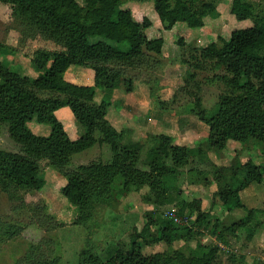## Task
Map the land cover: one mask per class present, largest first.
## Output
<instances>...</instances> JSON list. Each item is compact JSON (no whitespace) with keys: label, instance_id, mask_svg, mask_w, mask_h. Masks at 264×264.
Returning a JSON list of instances; mask_svg holds the SVG:
<instances>
[{"label":"trees","instance_id":"obj_1","mask_svg":"<svg viewBox=\"0 0 264 264\" xmlns=\"http://www.w3.org/2000/svg\"><path fill=\"white\" fill-rule=\"evenodd\" d=\"M0 1L13 6L14 17L24 27L26 37H43L62 47L37 50L30 57L31 70L37 75H30L12 66L6 57L11 48L0 41V122L8 126L22 150L8 152L0 148V185L11 198L24 201L26 193L44 188L47 180L41 162L47 161L58 167L67 180L61 192L78 210L75 224L86 225L98 206H112L120 200V194L127 195L144 186L150 188L144 195L147 203L175 201L171 194L177 191L179 169L195 157L200 165L213 166L212 178L197 171V181L205 186L217 185L213 203L219 198L231 218L225 221L213 216L202 208L199 198L183 199L184 208L189 209L194 220L178 212L179 217L189 218L186 223L166 217L154 229L158 222L152 214L128 244H119L106 259L94 247L86 246L79 253L78 264H222L219 244L198 241L200 245L194 252L187 246L176 249L173 244L184 240L189 245L202 237L204 230L224 244L245 228H253L249 238L254 236V230L263 224L258 216L264 215V206L247 207L241 191L263 180L262 165L251 159L242 163L238 152L230 165H219L210 156L221 155L230 140L242 144L251 138L264 141V16H256L252 3L232 0L231 14L241 21L253 19L254 25L235 29L229 39L219 36V42L195 47L188 56L185 41L179 40L187 66L182 89L194 97L192 110L209 126L206 141L189 147L176 144L173 136L159 133L150 136L151 143L146 148L133 139L131 129L118 130L108 118L114 90L124 86L131 93L140 82L149 84L153 73L165 63V38L148 35L153 21L146 16L138 21L132 10L123 7L133 0H83L85 5L80 0ZM154 9L164 29L171 30L178 23L204 27L207 18H213L216 5L206 0H154ZM75 65L93 69L95 83L68 81L65 75ZM203 84L222 91L213 110L205 106L199 93ZM160 104L167 105L163 101ZM69 118L80 126L76 138L66 129ZM33 121L49 125L50 133L39 135L32 131L29 123ZM98 142L110 146V161L65 169L72 155ZM181 195L179 188L178 198ZM29 209L36 221L27 226L10 224L0 229V236L10 239L29 232L32 224H53L46 204ZM236 211L245 214L237 219ZM29 240L30 247L16 264H61L46 238ZM159 242H165L169 249L154 254L144 252V245Z\"/></svg>","mask_w":264,"mask_h":264},{"label":"rangeland","instance_id":"obj_2","mask_svg":"<svg viewBox=\"0 0 264 264\" xmlns=\"http://www.w3.org/2000/svg\"><path fill=\"white\" fill-rule=\"evenodd\" d=\"M206 1L213 2L216 5V10L213 18H207L204 27L190 28L184 23H178L171 30L164 29L154 9V0H133L123 5L124 8L132 10L134 18L138 21H142L145 16L149 17L153 21V26L148 30V35L150 37L163 36L166 41L165 63L161 69L153 73L151 82L149 84L146 82L137 84L135 96L119 97L123 98L124 103L135 104L131 106V109L123 112L125 118L120 117L121 110L118 108L122 106L121 103H114L108 115L110 122L118 130L131 129L133 139L142 142L146 148L151 143L150 136L159 133L168 132L174 136V139H180V133L192 129L193 132L190 130L189 134L183 137V140L180 139V144L185 143L192 146L196 144L197 139L204 140L207 138L206 124L199 120L192 110L195 102L194 97L182 89L185 84L187 66L183 63V51L179 46V40L185 41L188 56L195 47L206 46L213 41L219 42V36L229 39L235 29L254 25L253 19L241 21L231 14L232 0ZM246 1L253 4L256 16H264V0ZM80 3L85 5L83 0H80ZM0 41L11 48L6 57L12 66L15 69L22 68L30 75H37L31 70L30 62V57L37 50L62 49L61 46L43 37H26L24 27L14 17L13 6L1 1ZM65 78L80 85H93L95 83L94 70L78 65L73 66L66 73ZM118 89L119 93H128L124 86ZM221 92L219 87L207 84H203L201 91H199L205 106L209 110L214 109ZM98 98L101 99V93L98 94ZM161 101L166 102L167 105L162 107ZM133 122L137 123V128ZM29 127L39 135H48L51 130L49 125L39 124L36 121L29 123ZM66 129L71 137L79 136L80 126L74 119L69 118L67 120ZM175 143L179 144L177 141ZM236 143L239 144L236 145ZM197 146L199 143L193 147ZM0 148L8 152L22 151L20 144L11 137L8 126L1 122ZM226 151H234L235 156L237 152L241 156L244 155L243 161L248 160L246 157L252 158L262 165L264 173V141L251 138L242 144L230 140L221 153H224L222 156L214 153H210V156L219 165H230L233 153L230 156H225ZM112 156L110 146L98 142L93 147L72 155L65 169L74 170L95 161L107 162L112 159ZM41 165L46 175V185L39 192L26 193L24 201L11 198L9 193L0 185V229L3 231L10 224L27 226L32 220L36 221L37 218L29 207L42 203L47 205L54 222L48 226L32 224L31 228H28L29 232L14 238L7 239L0 236V264H16L30 247L31 241L29 239L38 240L41 237L46 238L50 249L61 258V264H78L79 253L86 246L94 247L106 259L108 254L115 250L119 244H128L133 233L142 230L145 224L150 221L152 214H154L155 221L158 222L154 229H158L162 225L163 220L167 219L166 214L169 211L181 212V215L194 220L195 217L190 214L189 209L184 208L183 202L185 200L191 201L199 198L205 211H209L213 216H218L225 221L231 219L228 218L229 212L219 198H216L215 203H213L217 185L205 186L201 181H197V171L204 175L209 174L212 178L214 176L213 166L209 163L200 165L195 157L191 158V162L187 166L179 169V176L175 184L177 191L171 194L175 201L163 205L147 203L144 200V194L148 192L149 186H144L142 189L133 190L127 195L125 193L120 194V200L112 206H98L93 219L86 225L75 224L78 210L61 192V187L66 184L67 180L61 175L60 169L47 161H42ZM197 166L199 170L195 168ZM140 167L144 168L145 166L140 165ZM203 168L207 170L205 171ZM179 188H181L182 195L178 198ZM241 198L249 208L262 207L264 204V177L261 182H253L242 190ZM244 214L236 211L234 215L238 219ZM258 217L263 221V224L254 230L252 238H249V233L253 228H245L239 231L238 236L230 237L228 244H224L212 237L209 230H204V235L190 242L189 245L188 242L179 240L174 242L173 247L177 249L187 246L191 252H194L197 251L200 242L205 245L219 244L222 264H264V215ZM183 219L189 218L184 217ZM202 228L205 229V226ZM167 249L169 246L165 242L144 245L146 254L165 252Z\"/></svg>","mask_w":264,"mask_h":264},{"label":"crops","instance_id":"obj_3","mask_svg":"<svg viewBox=\"0 0 264 264\" xmlns=\"http://www.w3.org/2000/svg\"><path fill=\"white\" fill-rule=\"evenodd\" d=\"M157 14V13H156ZM157 16H158V14H157ZM159 18V17H158ZM72 68V67H71ZM70 68V69H71ZM141 87V86H140ZM119 89H116L114 92H113V102L115 103V104H117V103H121L122 104V106L121 107H119L118 109L119 110H121V112H120V117L123 119V118H125V117H123L124 115H123V112L126 110H128V109H131V106H134V105H130L129 103L127 104V103H124L123 102V98H127V96L129 97V96H135L136 94H137V89L134 91V92H132V93H119L120 91H118ZM134 93H136V94H134ZM120 96H123V98H119ZM138 96V95H137ZM134 103H136L135 101H134ZM133 124L135 125V127L137 128V123H134L133 122ZM206 130H207V134H206V136H208V134H209V126L206 124ZM190 130H192V129H190ZM190 130H186L185 132H182V133H180V139H182L183 140V137H185L187 134H189V131ZM192 132H193V130H192ZM165 134H167V135H170V136H173L171 133H165ZM174 137V136H173ZM137 138V137H136ZM180 139L179 138H175V141H177V142H179V144L181 143V141H180ZM206 139L207 138H205L204 140H202V139H197V142H196V144L195 145H193V146H196L198 143L199 144H201L202 142H204V141H206ZM136 140V139H135ZM239 143H236V145H238ZM180 145H186V146H189V147H193L192 145H189V144H185V143H182V144H180ZM241 145V144H240ZM233 146H235V144H233ZM242 146V145H241ZM242 148V147H241ZM248 150V149H247ZM233 153V154H232ZM224 154V153H223ZM223 154H221V156L223 155ZM232 154V156L233 157H231V160H232V162L235 160V153H234V151H226V154H225V156H230ZM245 155H247V154H245ZM244 156V155H243ZM243 156H241L240 154H239V159H240V161L242 162V163H245L246 161H248V160H253L252 158H250V157H246L248 160H246V161H243ZM254 161V160H253ZM256 164H258V165H261V164H259V163H257L256 161H254ZM149 188V187H148ZM150 191V188H149V190H148V192ZM147 192V193H148ZM242 192V191H241ZM131 193V192H130ZM146 194V193H145ZM144 194V195H145ZM187 201H189V200H187ZM263 206H264V204H263ZM262 206V207H263ZM262 207H260V208H262ZM251 208H255V207H251ZM256 208H258V207H256ZM205 210V209H204ZM120 213V212H119ZM214 213V212H213Z\"/></svg>","mask_w":264,"mask_h":264},{"label":"built area","instance_id":"obj_4","mask_svg":"<svg viewBox=\"0 0 264 264\" xmlns=\"http://www.w3.org/2000/svg\"><path fill=\"white\" fill-rule=\"evenodd\" d=\"M166 217L169 218V219L174 220L176 223H179V224L187 222V219H183V218L179 217L177 212H174V211H169L166 214Z\"/></svg>","mask_w":264,"mask_h":264}]
</instances>
